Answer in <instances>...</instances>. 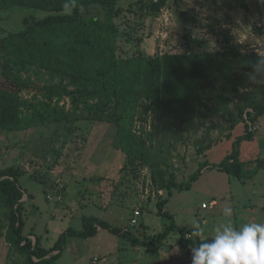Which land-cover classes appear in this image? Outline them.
Listing matches in <instances>:
<instances>
[{"label": "rangeland", "instance_id": "obj_1", "mask_svg": "<svg viewBox=\"0 0 264 264\" xmlns=\"http://www.w3.org/2000/svg\"><path fill=\"white\" fill-rule=\"evenodd\" d=\"M157 1L116 0L112 15L103 6L90 8L89 17L107 24L111 17L117 30L114 45L117 59L231 51L264 57V32L257 27L264 16V0H167L162 11L155 13L151 5ZM52 14L56 13L2 8L0 40ZM63 14H72V10ZM4 59L5 54L0 53V85L5 80ZM13 59L21 61L16 55ZM20 69L16 73L21 78L22 90L16 99L20 103L21 125L18 130L0 127V171L15 166L26 172L19 179L25 194L22 217L26 236L33 222L41 226L37 221L40 214L33 213L32 196L42 210L52 212L53 208L75 207L82 200L88 201L82 199L81 193L97 196L100 191L111 198V205L118 206L106 213L104 220L116 227L123 225V229L130 230L141 241H150L168 223L157 209L159 201L171 199L164 187L171 181L188 182L200 165L206 163V157L213 159L210 154L206 156L211 149L231 146L233 151L234 144L228 141L231 136L237 139L240 134L251 132L253 123L260 125L259 119H249V113L254 115L253 107L264 103V83L257 82L263 78L256 75L249 79L251 72L240 68L228 78L217 67L208 68L202 80L205 86L199 87L193 111L183 116L171 113L164 119L155 115L152 105L144 101H139L132 111L110 104L101 112L98 99L103 93L99 97L81 93L77 98L74 96L79 90L68 75L27 62ZM119 124L144 140L139 155H129L122 149ZM254 163L255 169L248 170L249 176L239 182L232 176L230 186L224 178L218 181L208 172L194 182L191 190H178L165 210L178 217L182 227L193 226V221L195 225L199 223L200 239H210L214 228L225 222L239 227L241 213L236 205V192L243 187L251 198L254 185L248 179L260 171L264 176V161ZM208 170L217 171L205 168L203 172ZM103 174L106 178L99 177ZM83 175V179L87 178L85 182L80 178ZM213 193L217 194L218 206L203 207L209 205ZM49 196L63 200L50 201ZM247 196L242 199L248 200ZM122 205L130 206L129 219L137 218L136 226L123 224L125 212L119 210ZM225 206L232 208L231 217L223 215ZM194 209L195 217L194 213L187 217V212ZM8 212V208L0 207V264H25V256L8 239ZM137 212L144 220L136 216ZM79 215L73 220V227L81 226ZM179 238L180 234L172 233L156 252L135 246L129 239L120 240L107 230L92 242L101 245L102 257L108 252L112 254L107 261L99 257L104 260L99 264H191V257L178 244ZM32 240L36 244V239ZM55 264H78V261L67 253Z\"/></svg>", "mask_w": 264, "mask_h": 264}, {"label": "trees", "instance_id": "obj_2", "mask_svg": "<svg viewBox=\"0 0 264 264\" xmlns=\"http://www.w3.org/2000/svg\"><path fill=\"white\" fill-rule=\"evenodd\" d=\"M64 3L65 0H0V9L21 7L56 13L36 22L24 31L12 33L0 40V53L5 54L2 64L5 80L0 85L2 129L18 130L21 125L18 111L20 103L16 98L22 90V85L17 73L22 71L20 66L25 62L73 78L79 90L74 97L80 98L81 93L93 96L103 93L102 96H98L101 112L106 111L110 104L124 111H132L139 101H144L152 105L155 115L164 119L171 113L178 112L183 116L193 111L194 103L199 98V87L205 86L202 80L208 68L217 67L221 75L228 78L238 68L252 72L253 65L261 59L258 55L248 56L238 51H231V53H185L139 60H120L114 52L117 30L111 24V17L108 24L96 17H89V10L95 5L106 7L108 13L112 15L116 0H74L72 14H63L66 12L62 7ZM166 3L167 0H159L152 4L151 8L153 12L160 13ZM83 9L85 13H82ZM14 55L20 57L19 63L13 59ZM257 75L264 79V72ZM253 108L254 115L249 113L250 120L254 121L264 116V103ZM119 133L122 135V149L129 155H139L144 140L120 124ZM253 136V133L247 132L237 138L232 153L221 164L211 167L208 163L201 164L187 183L177 181L168 183L164 188L168 190L169 197L172 196V189L190 190L192 184L199 180L207 167L237 179L243 178L240 146L243 141H249ZM25 175L23 169L15 166L0 171V207L9 209L8 239L25 256V264H53L65 249L68 236L94 237L98 234L99 227L116 236L129 239L135 246L141 245L155 252L172 233H179L178 244L189 257L192 247L198 246L201 240L186 239L192 229L186 231L178 228L174 216L165 210L169 201L167 198L157 203V209L159 215L168 223L164 226V231L150 241H141L135 238L130 230L112 226L99 219L85 218L83 231L68 230L60 236L52 249L47 250L43 248L41 239L37 238L34 244L32 239L24 235L22 201L25 194L19 179ZM55 251L60 253L53 255Z\"/></svg>", "mask_w": 264, "mask_h": 264}, {"label": "crops", "instance_id": "obj_3", "mask_svg": "<svg viewBox=\"0 0 264 264\" xmlns=\"http://www.w3.org/2000/svg\"><path fill=\"white\" fill-rule=\"evenodd\" d=\"M259 32H260V30H259ZM259 123L261 125L260 126L261 130L259 129V131H256L257 133L254 134V136L251 140L242 142V144L240 146V161L243 164L244 177L249 176L248 170H254L255 169V163L254 162H256V161H258V162L262 161L263 162L264 161V122L262 120V117L259 118ZM241 136H243V135L240 134L237 138H239ZM235 140H237V139L234 138L233 136H231V139L228 141L230 143L232 142V145H233ZM218 146L214 147L208 153H206V156H207V154H210V156L213 158L212 160H209L206 157V163H208L209 165H210V163L214 164V165L221 164L232 152L231 146L228 149H226L227 147L226 148H224V147L223 148H221V147L217 148ZM215 148H217V149L214 150ZM232 149H233V147H232ZM211 166H213V165H211ZM208 168L209 167H207V169ZM208 172L213 173V176L218 181L223 180L222 178H224L226 180V183H228V186H230L229 182L231 181L232 176L228 175L227 173L220 172L218 170L217 171L208 170V171L202 172V175L199 178V180L203 176L207 175ZM84 176L85 175L81 176L80 178L83 179ZM99 177L106 178L104 174L99 175ZM86 179L87 178H84L83 181L85 182ZM92 180H94V177ZM239 180L240 179H237L238 182H239ZM177 182L181 183L179 181H177ZM248 182H252V184L254 185L253 190H251V198H248L249 193L246 192L245 190H243V187H241L236 192V194H237L236 205H238L237 207H239V209H240V210L238 209V213H241V216L239 217V220H240L239 224L242 225V224L248 223V222L264 223V176H263V172H261V171L258 172L257 175L253 176V179L252 178L248 179ZM185 183H187V182H185ZM195 183L192 184V188H193ZM243 186H244V188H246L247 185H243ZM257 188H258V190H257ZM83 189H84V187H83ZM255 190H257V191H255ZM177 191H178V189H176L172 192V196H171L170 201H168V203H167V207L169 206L170 202L172 201V199H173V197ZM97 193H98V194H96L97 196H94L91 193L87 194V195H92V196H87V195H85L86 193H81L80 195H84V197L82 199H87L88 201L82 200L80 203H78V204L76 203L75 207H68L70 210H68V208H63V207L62 208H56V209L53 208L52 212H48L45 209L42 210V208L39 207V205L37 203H35V198H33V196L30 195V196H32V200H33L34 206H35V207H33L34 208L33 213L35 215L37 213L40 214L37 221H38V225L41 224V226L37 227L36 226L37 222H33L32 225L29 227L30 232L28 233L27 236L30 239H34V238L35 239H37V238L41 239V244H42L43 248L50 250L55 246V244L59 240L60 236H62L68 230L72 229V230H75L77 232L83 231V229H84L83 228V226H84L83 222H84L85 218H95V219H99L101 221H104V222H107L108 224H110L108 221L104 220V217H105L104 215L108 212L113 211L118 206L111 205L110 204L111 198H108L107 196L103 195L102 192L100 193V191H98ZM216 195L217 194L213 193L211 195V200L209 202V203L216 202L217 205L215 207L218 206V201L215 200V199H217ZM221 195H218V196H221ZM245 195H248L247 196L248 200L242 199V197H245ZM255 199H258V200H255ZM73 202H75V201H73ZM128 207H130V206L129 205L128 206L122 205L119 207V210L125 212L123 224L124 223L125 224L131 223L132 220H137V218L129 219L130 217H129L128 212L130 209H128ZM193 211H195V209L191 210L190 212H187V217H189L190 213H194L193 216L195 217V212H193ZM78 213H80L79 218L81 219V226L73 227V220L76 218ZM173 216L175 218V222H176L179 229L187 228V229H185L186 231L193 229V228L199 229V223H197L195 225V221H193L194 225L191 227L188 225L186 226L185 224H184L185 227H182L178 224V217H176L175 215H173ZM138 217H140V218L142 217V220H144L143 215L142 216L140 215ZM184 219L185 218H183L182 221ZM189 219L190 218H188V220ZM29 222L30 221L27 220L26 224H28ZM110 225H112V224H110ZM120 227L123 228V225ZM98 230H99L98 234L96 236L90 237V238H83V237L74 236V235L68 236L65 249L59 255V257L53 262V264L57 263L61 259V257L67 253L72 258L74 256L76 258V260L78 261V264H88L90 262L92 264H94L95 258L99 259L98 264L103 263L104 260L107 261L108 260L107 257L110 255L112 256V254L110 252H108V253L106 252L107 256L102 257L99 254L100 250L102 248L101 245H99V243L93 245V242H92L96 238L99 239L100 237L103 236L104 229L99 227ZM118 238L120 240L122 239L123 241L127 240V239H124L122 236H118ZM201 240H206V239H201ZM59 253L60 252L55 251V252H53V255H58ZM99 257H101L104 260H100Z\"/></svg>", "mask_w": 264, "mask_h": 264}, {"label": "clouds", "instance_id": "obj_4", "mask_svg": "<svg viewBox=\"0 0 264 264\" xmlns=\"http://www.w3.org/2000/svg\"><path fill=\"white\" fill-rule=\"evenodd\" d=\"M74 0H65L63 9L70 11ZM264 72V57L253 65L248 74L253 79ZM257 82L264 83V79ZM232 208L225 206L223 215L231 217ZM214 235L207 240H199L191 249V264H264V223L248 222L234 227L225 222L214 228ZM201 232L193 228L186 239H199Z\"/></svg>", "mask_w": 264, "mask_h": 264}, {"label": "built area", "instance_id": "obj_5", "mask_svg": "<svg viewBox=\"0 0 264 264\" xmlns=\"http://www.w3.org/2000/svg\"><path fill=\"white\" fill-rule=\"evenodd\" d=\"M260 20H261V23L258 24L257 27H258V30L264 32V16L261 17ZM259 129H260V125H258L257 123H253V124L251 125V132L259 131ZM48 199H49L50 201L57 199V202H61V201L63 200L62 197L54 198V197H52V196H49ZM216 205H217L216 202L209 203V205L206 203V204H203V207H210V208H213V207H215ZM140 215H141V214H140L139 212L136 213V216H137V217L140 216ZM136 224H137V220H132V221H131V225H132L133 227L136 226ZM187 236H188V235H187ZM98 262H99V259H98V258H95V260H94V264H98Z\"/></svg>", "mask_w": 264, "mask_h": 264}]
</instances>
